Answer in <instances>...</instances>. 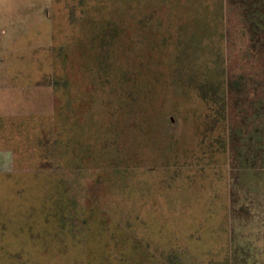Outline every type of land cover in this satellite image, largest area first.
I'll use <instances>...</instances> for the list:
<instances>
[{"label":"rangeland","instance_id":"1","mask_svg":"<svg viewBox=\"0 0 264 264\" xmlns=\"http://www.w3.org/2000/svg\"><path fill=\"white\" fill-rule=\"evenodd\" d=\"M82 1L49 0L47 16L0 47V72L32 77L14 82L11 113L1 116L18 162L14 183L0 176V264L13 263L14 250L24 255L13 264H122L119 251L132 253L125 242L118 251L110 240L102 257L96 240L164 241L169 229L177 248L154 264H264L262 6L226 0L223 32L186 34L193 41L181 47L169 31L156 34L163 28L133 25L93 40L73 9ZM164 37L165 47L156 43ZM69 140L79 161L62 170L54 154ZM69 195L72 212L83 210L70 219ZM139 201L189 210L172 225L144 211L137 226Z\"/></svg>","mask_w":264,"mask_h":264},{"label":"crops","instance_id":"2","mask_svg":"<svg viewBox=\"0 0 264 264\" xmlns=\"http://www.w3.org/2000/svg\"><path fill=\"white\" fill-rule=\"evenodd\" d=\"M48 1L49 0H0V22L3 24V26H0V47H3L4 49L8 47V43L10 44L11 42L21 40L24 37V34L32 30L34 22H39V18H44V15L47 16L49 14ZM59 1L60 0H57V7H62L63 4L60 5ZM163 1L169 2L170 5V11L166 12V14H163V6L160 0H85L81 3L74 5L73 9H76V11L82 15V20L84 19L82 23V28L81 26H79L82 30V34H95L93 40L96 38L97 35H99L100 37H106L108 34H110V30L117 34L122 32V30L120 29L121 27L127 28V25H133L135 27H144L145 33H149L150 31H156L160 28H163V32L161 30L156 32V34L160 35L169 31L171 40L168 41L167 38L164 37L157 40V44L165 47L167 45V40L170 45L173 43L180 42L176 45L179 44L181 47H186V43H190L193 41V37L187 38L186 34H201L205 31H213V33H220L222 31L220 30V26L223 20V16L225 15L224 8L226 0H216L220 1V5L217 10H213L208 3H201L200 0ZM180 1L186 2V5L182 8H178V6H180ZM198 1L200 2L197 3ZM243 1L247 3L248 0ZM256 4H258L259 6L261 5L263 10V33L264 0H252L251 7L255 8ZM247 5L250 6L249 3H247ZM254 13L255 12H253V15ZM167 27H172V29L167 30ZM9 29L12 30V34L9 35L8 38H4L3 36L9 32ZM31 79V76L27 77L22 74L0 72V176H2L4 181H12V183H14V177L16 176L17 171V164L15 165V162H18L17 158L12 155L13 148H10V144L15 140V134L11 130L12 123H9L5 120L2 121L1 116L9 115L11 113L9 112V106L14 104V101L16 99L13 95V90L15 89L14 82L29 81ZM20 170L21 169H19V171ZM161 196H164V194H162ZM172 196L171 199H174ZM141 204L143 203H141L140 201L137 204V209L142 210V213L140 212V210H137L136 213V219L138 220V222L136 223L137 226H139L140 223L144 224L145 220L140 215L142 214V216H144V211L147 214L151 215L156 214L155 211H157L160 217L156 216V218H159L161 221L162 219H165V217L166 221H174L175 218L178 217V214L180 215L185 211L187 212L189 210V208H187L188 206H185L188 204H172L173 209H171V205L167 202L166 205L163 206L161 203H158L161 209H159L160 207H153L152 209H141ZM163 207L166 209V212L162 210ZM159 212L162 215H160ZM152 222H155V218ZM148 223H151V221H149ZM174 223H176V220L172 222L171 225ZM151 225L148 226L149 230H151ZM148 229H145L146 233L148 232ZM185 231L186 230H184L183 232ZM187 232L188 234L184 233L182 237L186 235L185 238L191 240V233H189L190 230L188 231L187 229ZM172 234L173 233H171V229L167 230V235H169L170 237H166L164 241L156 240V236L153 233H143L142 236L137 233L136 235H134L133 233H126L125 235L122 234L120 238H116V236L113 234L112 237L118 239V241L121 242H127L128 239H130V241L135 242L136 264H154V257L156 258L158 256H169V251L171 249L177 248L175 244L172 243L176 242ZM12 237H14L13 234ZM97 237L101 238L100 236ZM112 237H110L111 239H109L108 241H103L106 243L110 240L114 241L115 239H112ZM26 238L30 239V235ZM65 238L75 239L76 237L67 236ZM96 242H100L101 244L102 241H98L97 239ZM123 244L125 245V243ZM100 247H102L103 257L104 244H101ZM180 249H185V247ZM14 251L11 252L10 256V261H13V263V258H15V260H18L19 257H23L24 255L23 250L18 252ZM21 264H25L24 260L21 262Z\"/></svg>","mask_w":264,"mask_h":264},{"label":"trees","instance_id":"3","mask_svg":"<svg viewBox=\"0 0 264 264\" xmlns=\"http://www.w3.org/2000/svg\"><path fill=\"white\" fill-rule=\"evenodd\" d=\"M255 14H257V13L255 12L254 15ZM176 46H179V45H176ZM54 67H55V65H53V68ZM104 79H106L105 76H104ZM66 102H67L66 105H68L69 104V100H67ZM61 108H62V106H61ZM63 129H64V127H63ZM71 141L72 140L66 141L67 148L64 147V148L60 149L61 150L60 153H56L57 152V149L55 150L56 152H55L54 156L56 157V161H57V162L55 161V163H56L57 166H59V168H62V169H71V168H74V166H76V164L79 161V158L75 154L74 149L71 148L69 146V144H68ZM77 142H78V140H77ZM71 170H73V169H71ZM68 200H72L71 203L66 204L67 218L70 219V218H73L72 217V213H74L76 216H78L79 214L82 213L83 210L81 208L78 209L77 205H75L74 208H73V212H72L71 207L74 205L73 202L74 203L76 202V199L73 200L72 196L69 195V198L67 199V201ZM71 204H73V205H71ZM91 213H92V210L89 212V216L91 215ZM84 216L85 215H83L82 217H84ZM75 218L78 221V218L77 217H75ZM83 223H85V221H83ZM115 226L117 228L119 227L120 229H122L121 226H119V224H115ZM115 226L113 227V230L114 231H115ZM112 239H115V240L112 241V245L111 246H114L115 249H117V248L119 249L118 245H119V242L120 241H118V239H116L114 237H112ZM101 244H104V246L105 245H107V246L110 245V243L107 244L106 242H101ZM123 245L124 244H121V246H123ZM125 245L128 246L129 248H131V250H132L131 256H128L126 253H123L122 251H119L117 249L119 251V253H120V255H119V257H120L119 258V262H121V263H127V264H136V255H135L136 254V247H135V242L134 241H130V239H128L127 242H125Z\"/></svg>","mask_w":264,"mask_h":264}]
</instances>
